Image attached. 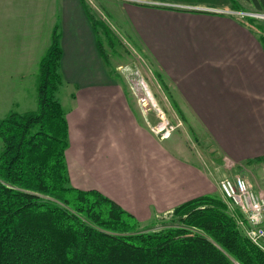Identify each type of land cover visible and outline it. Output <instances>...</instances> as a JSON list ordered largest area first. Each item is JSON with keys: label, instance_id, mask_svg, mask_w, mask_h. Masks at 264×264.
<instances>
[{"label": "crops", "instance_id": "1", "mask_svg": "<svg viewBox=\"0 0 264 264\" xmlns=\"http://www.w3.org/2000/svg\"><path fill=\"white\" fill-rule=\"evenodd\" d=\"M85 3L95 19H107ZM85 3L37 0L41 20L32 39L2 32L21 47L12 51L15 72L28 74L59 26L70 185L100 192L145 224L201 196L225 200L219 187L225 175L251 183L264 167V43L248 19L231 12L256 7L241 0H97L110 10L117 37L133 42L151 64L163 90L153 100L178 111L180 128L197 138L190 146L181 136L159 140L150 129L155 115L143 121L138 99L123 91L133 95L131 87L109 77ZM255 190L264 193V183Z\"/></svg>", "mask_w": 264, "mask_h": 264}, {"label": "trees", "instance_id": "2", "mask_svg": "<svg viewBox=\"0 0 264 264\" xmlns=\"http://www.w3.org/2000/svg\"><path fill=\"white\" fill-rule=\"evenodd\" d=\"M249 1L264 12V0ZM83 5L110 65L100 34L116 50L112 30ZM60 39L57 25L39 63L37 109L0 122V264H264V251L239 227L244 218L220 197L185 202L173 210V225L145 231L100 192L70 185L68 124L57 97Z\"/></svg>", "mask_w": 264, "mask_h": 264}, {"label": "rangeland", "instance_id": "3", "mask_svg": "<svg viewBox=\"0 0 264 264\" xmlns=\"http://www.w3.org/2000/svg\"><path fill=\"white\" fill-rule=\"evenodd\" d=\"M85 2L94 3V8L96 7L97 11H101V18L104 15L107 18L105 19L103 17L105 20L101 21L104 22L109 29H111L112 26H110L109 22L112 14L110 10L107 8L102 11L98 6L97 0H85ZM36 3L37 0H0V122L10 113H24L37 109V84L39 67H36V69H31L32 71L34 70V72L31 71L28 74H20L15 72L16 64H14L13 62L14 57L12 51L18 48L19 50H16L19 52L21 47L18 41H8L6 33H2L3 31L8 29L7 34L8 36H11V38H13L14 35L18 34H30V39H32V33L36 32V21L41 20V16L39 14L36 15ZM245 3L243 2V0H241V4L243 6L254 9L253 4ZM252 12H254V10ZM254 20L255 21L251 23V25L261 34V37H264V20L258 18H254ZM112 32L110 37L114 42L116 50L110 48V45L108 46V44L105 42L104 33L102 34L103 37L101 39L103 44L105 43V51L110 61L109 77L114 80L116 79L120 81L122 84H126L127 89L131 87V85H133L134 91L131 88L133 95L125 88H123V91L128 97H132L136 101V104L137 96H145V91L140 85L142 81H145L148 84V89L150 92H152L153 96H162L163 90H161L159 85L160 83L158 84V81L156 80V76L154 74V70L148 60L139 52V49L136 45L133 44V42L122 41L117 37L118 34L114 30H112ZM31 52V49H28V53L30 54V56ZM66 89V83L63 78V84L57 96L59 98V101H61L62 103H64V97L67 93ZM139 105V114L143 118V121H145L146 123V114H148L149 112L150 114L155 115L153 119L156 121V124L162 121L161 115L169 120L173 125L180 122L177 110H173L170 112L166 111L165 108H167V106L158 103V105L156 104L155 106H150L152 107V110H148V112H146V109H148L149 106H146L145 108L141 106L140 103ZM159 110L162 113H159ZM184 130V128H178L173 133V137L167 142H172L176 138V136H181L186 140L189 139L190 146H192L193 143L197 142V138L192 134L188 138L185 135ZM156 136L159 140H163L159 135ZM198 146L200 145L197 144V147ZM2 150L3 141L0 138V153ZM259 179L262 183H264V167H262L259 172H256V174L252 176V182L255 185L261 186V182ZM252 182L250 184L255 189V185ZM174 222L175 220L173 219L171 213L161 217L160 219L154 218L151 222L145 224H142L138 221V230L148 231L147 229H150L156 231L162 229L165 226H171L174 224ZM239 227L242 229L245 236H247L245 229L241 226Z\"/></svg>", "mask_w": 264, "mask_h": 264}, {"label": "built area", "instance_id": "4", "mask_svg": "<svg viewBox=\"0 0 264 264\" xmlns=\"http://www.w3.org/2000/svg\"><path fill=\"white\" fill-rule=\"evenodd\" d=\"M231 13L241 19L252 17L253 19L264 20V12L233 11ZM140 85L145 91V96H137V99L141 106L145 108L149 106L146 109V112H148V110H152L150 106H155L156 103L153 100L152 93L148 89V84L142 81ZM131 88L134 91L133 85H131ZM158 112L160 113L161 111L159 110ZM161 119L162 121L158 124L151 125L150 129L152 133L159 135L163 140L169 139L182 126L180 122L178 124L175 123V125L171 124L162 115ZM231 165L229 164L228 166ZM219 187L231 213H235V209H238L244 216V220H238L239 226L245 229L247 237L252 243L264 251V193H258L245 176L241 174L225 175L220 180Z\"/></svg>", "mask_w": 264, "mask_h": 264}]
</instances>
